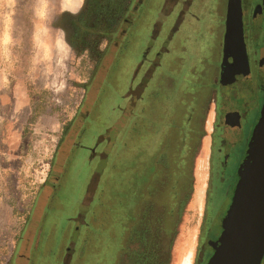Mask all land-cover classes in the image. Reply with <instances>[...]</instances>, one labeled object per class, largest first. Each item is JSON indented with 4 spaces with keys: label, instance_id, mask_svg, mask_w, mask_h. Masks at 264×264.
Returning a JSON list of instances; mask_svg holds the SVG:
<instances>
[{
    "label": "rangeland",
    "instance_id": "1",
    "mask_svg": "<svg viewBox=\"0 0 264 264\" xmlns=\"http://www.w3.org/2000/svg\"><path fill=\"white\" fill-rule=\"evenodd\" d=\"M11 1L0 0V264H7L11 258L13 259L10 264H59L60 258L55 255L61 241V234L56 229L57 220L46 221V227L51 226L50 243L45 245L41 241L30 252L23 246L26 237L30 238L28 247L33 241L34 233L27 227V223L33 213V208L41 201L39 192L50 167L53 166L60 150L66 152L70 146L72 134L64 139V125L69 123L78 109H83V104L88 103L90 94L96 93L98 85L94 83L90 94L85 96L83 87L84 82L87 81L85 58L70 57L67 48L61 44L58 34L55 32L47 29L22 30L23 22L11 19ZM185 1L178 0L175 3L173 0H164V2L163 0H144L145 10L142 13L138 11L139 16L135 20L136 36H133V41L127 43L119 58L117 69L109 79L115 87L116 93H105L97 108L102 127H106L110 123L114 126L118 116L115 107L121 103L119 95H122L130 86L133 89L137 87L140 91L141 84L146 81H148V85L145 87L143 97L147 93L149 94L146 96L150 108L146 115L147 119L152 125L156 119L165 118L162 112L164 96L162 94L155 95L151 91L162 90L166 94L171 93V90L176 88V79L164 71V74L168 75L169 80L173 83L169 84L162 80L160 77L163 72L161 66L153 72L154 79L149 78V80L146 79L148 76L145 73V66L135 77L131 76L132 68L130 69V61L136 57V51L141 50L148 33H152L156 24H159L162 8L165 13L169 12L165 17L166 31L175 28L176 20L182 14L181 24L178 26V30L176 26L175 30L177 31L169 44V54L162 59L163 62L168 63L172 61L173 57L180 58L182 61L179 66L180 76L189 64L197 65V55L203 58L210 54L209 34L205 32L204 36L198 40L201 44L197 45V30L203 29V23H197V13L202 16L207 25L206 28L211 29L218 44L221 36L219 24L222 22L221 17L224 19L222 7L225 2L198 0L197 3V0H193L189 6L184 8ZM257 2L258 0L252 1L253 4ZM214 7H216V15L212 14ZM247 18L251 21L250 15ZM245 19L244 17L243 20ZM251 23L258 33L260 28H264L260 18L254 19ZM162 39L163 37L160 36L156 43L150 41L154 51L161 48L160 41ZM256 42L259 46H264V31L261 36L259 33ZM217 44L215 48H212V59L219 61L221 48ZM136 46H138V50H136ZM262 54L264 55V50H262ZM151 71L152 69H149V74ZM185 78L188 79L189 76L186 74ZM261 96L264 98V88H262ZM127 120L129 123L131 122L130 119ZM132 120L131 125L136 122L134 118ZM178 120L177 127L180 131L181 127H184V123L181 119ZM149 132L151 131L143 128L142 131L135 129L132 134H127L126 140L128 139L130 142L127 149H134L139 144L137 137L142 139V136L146 137ZM112 136L113 133L107 137L104 136V138L112 139ZM151 141L150 139L149 143ZM149 143L144 146H149ZM109 147L111 148V146ZM165 155L169 156L168 153ZM180 155L178 152L174 154V157H180ZM114 159L113 146L108 159L110 160L108 172H105L104 176L102 174L101 179L112 177L114 180L116 176H119L121 167L118 166L119 171L116 175ZM163 159L167 160V157L164 158L163 155L161 160ZM118 161L122 163V161ZM195 174L197 179V164ZM89 175L90 171L79 174L78 170L74 168V163H70L58 193L57 203L59 206L51 208L48 215H74L77 200L82 195ZM102 182L105 184L106 181ZM194 184L196 191V196L192 199L194 203L191 206L190 201L184 207L176 229L177 233L168 264H182L187 256L191 257L192 264L196 235L201 225L198 189L201 187V192H203L202 173L198 176V184L197 182ZM94 187V184L90 185L84 200L86 208L84 212L87 213V216L90 215V222L92 221V210L99 206L97 204L89 207V204L93 203L91 201L93 195L97 199V194L102 190L101 186L98 190H95ZM90 201L91 203H89ZM98 201L97 199V203ZM229 204L230 199L225 201L219 212V218L216 217L217 227H220V222ZM99 215L101 219L103 218L102 221L100 220L101 224L92 232L89 229L86 230L89 236L83 241V251L77 248V251L70 255L71 258L68 257L64 264H126L125 250L129 253L136 247L133 241L135 240L134 236L131 238L130 230L119 229L117 224H109V219L104 218L103 211ZM69 227L70 223L66 225L64 234ZM77 241L79 243L80 240ZM62 246L63 241L61 242Z\"/></svg>",
    "mask_w": 264,
    "mask_h": 264
},
{
    "label": "flooded vegetation",
    "instance_id": "2",
    "mask_svg": "<svg viewBox=\"0 0 264 264\" xmlns=\"http://www.w3.org/2000/svg\"><path fill=\"white\" fill-rule=\"evenodd\" d=\"M173 1L178 2V0ZM192 1L186 0L184 8ZM221 1L225 2V5L222 7L224 19L221 17L222 22L219 24L221 36L218 44L211 29L206 28L207 25L202 16L197 13V23H203V29L197 30V45L201 44L198 40L204 36L205 32L209 34L210 54L203 58L197 55V65L189 64L181 76L179 74L181 70L179 66L182 63L180 58L173 57L168 63L163 62L162 59L169 54V44L181 24L182 14L178 16L175 23L177 30L174 28L166 31L165 17L169 12L165 13L163 8L160 12L159 24H156L152 33H148L141 50H138L136 46L139 52L136 51V57L130 61L131 76L135 77L145 66V73L148 76L146 79H154L153 72L161 66L163 71L160 75L161 79L169 84L173 83L169 80V76L164 74V71L167 72L170 77L176 79L175 89H183L184 92L191 90L192 99L196 102L194 106H190V112H188V123L191 126L190 139L194 143L195 151L191 168V186L183 194V199L188 197L187 203L191 201L193 206L192 199L196 196L194 183L198 184V176L202 173L201 225L196 235L192 264H206L213 253V244L221 233V228L216 226L215 220L216 217L219 218V212L225 201L230 199L231 203L233 190L238 180V170L245 157L253 127L260 117L264 100L261 96L262 88H264V55L262 54L264 46H259L256 42L264 28H260L258 33L251 23L254 19L260 18L264 24L263 16H254V10L260 6L261 0H258L256 4L252 3L253 0H239L249 73L247 77L229 85H221L220 82L223 71L224 21L228 0ZM10 4L11 19L23 22L22 30L47 29L55 32L61 44L67 48L70 57L85 58L87 78L83 85L85 96L90 94L94 83L98 85L96 93L89 95L88 103L83 104V109H78L74 117L63 127L64 139L72 134L70 146L66 152L60 150L44 179L39 192L41 201L33 208L27 223V227L34 233L33 241L28 247L30 238L26 237L23 243L24 249L29 252L41 241L48 245L51 241V226L47 228L46 221L57 220L56 229L61 234V241L55 255L60 258L59 264H64L68 257L71 258L70 255L77 251V248L83 251V241L89 236L86 230L89 229L90 215L87 216L84 212L86 210L85 194L89 191L91 184L95 185V190L99 189L101 176L105 170V130L97 108L105 93H116L109 79L115 73L127 43L133 41V36H136L135 20L139 16L138 11L142 13L145 10L144 0H12ZM215 8L211 10L212 14L216 15ZM249 15L251 21L247 18ZM244 17L245 20H243ZM160 36L163 37L160 41L162 46L158 51H154L150 41L156 43ZM216 44L221 48L219 61L212 59V48H215ZM149 69H152L150 74ZM155 74L158 75V73ZM186 74L189 76L188 79L185 78ZM147 85L148 81L143 82L140 88L143 89ZM129 91L131 95L139 92L137 87L133 89L131 86ZM70 163H74V168L79 174L90 171L89 179L77 200L74 215L49 216L48 211L59 206L58 193ZM91 201L93 203L89 204V207L99 204L94 195ZM68 223L70 227L65 235ZM77 240H80L79 243ZM12 259L7 264H10ZM260 264H264V256Z\"/></svg>",
    "mask_w": 264,
    "mask_h": 264
},
{
    "label": "water",
    "instance_id": "3",
    "mask_svg": "<svg viewBox=\"0 0 264 264\" xmlns=\"http://www.w3.org/2000/svg\"><path fill=\"white\" fill-rule=\"evenodd\" d=\"M256 15L264 18V0L255 8ZM222 66L221 85H229L249 73L239 0L227 2ZM220 228L206 264L261 263L264 256V100Z\"/></svg>",
    "mask_w": 264,
    "mask_h": 264
},
{
    "label": "trees",
    "instance_id": "4",
    "mask_svg": "<svg viewBox=\"0 0 264 264\" xmlns=\"http://www.w3.org/2000/svg\"><path fill=\"white\" fill-rule=\"evenodd\" d=\"M156 162V158L155 162L150 159L140 167V162L136 161L138 167L132 175L128 163L126 175L123 169L122 176L114 180L106 177L100 182L102 190L97 194L100 205L92 210L89 230L92 232L101 224L102 211L109 224L130 230L136 247L129 253L125 250L126 264H168L176 229L188 200V197L181 198L180 191L182 186L189 190V178L182 179L181 187L173 184L167 167L170 163L163 169L160 165L156 167Z\"/></svg>",
    "mask_w": 264,
    "mask_h": 264
},
{
    "label": "crops",
    "instance_id": "5",
    "mask_svg": "<svg viewBox=\"0 0 264 264\" xmlns=\"http://www.w3.org/2000/svg\"><path fill=\"white\" fill-rule=\"evenodd\" d=\"M145 89L146 88L144 86V88L141 89L138 93H133L131 95L128 88L125 92H123L122 95H119L121 103L119 105H116L115 107V110H117L118 112L117 120L115 121L114 126L110 123L106 127H103L105 130V137L113 133L112 139L104 138V173L106 171L108 162L110 161L108 160L110 156V151L113 149L114 146V168L116 171V175L119 171L118 166L121 167L119 176L123 175V169L124 174L126 175L127 172L125 171H127V164L129 163L128 168H130V175H132L138 167L136 161L137 163L140 162L141 167L143 166V162H147L150 159L155 162L156 158V160L158 161L155 164L156 167L160 165V167H163L164 169L166 167V164L170 163V167L168 165L167 167L169 169L168 173L172 177L171 182L173 184L177 183L180 186V184L183 183L182 179L188 177L191 181V168L195 151L193 150L194 143L190 139L191 126L188 123V112H190V106H194L196 102L192 99L193 94H190L191 90L184 92L185 90L183 89H173L171 90V93L168 94H166L162 90H152L151 93L155 95L162 94L166 102L164 101V103L162 104V112L164 113L165 118L156 119V122L151 125L150 121L147 119L146 116L150 108L148 107V101L146 100V96H148L149 94L147 93L146 96L143 97ZM134 96H138L136 100L133 99ZM133 118L136 120V122L135 124L131 125ZM127 119H130L131 122L129 123V120ZM178 119H181L182 123H184V127L180 126V131L178 130L179 127H177V124L179 122ZM143 128L151 132H149L146 137H144L145 135L142 136V139L137 137V141L139 140V144H137L134 149H127L130 143L128 142V139L126 140V138H128L127 134H132L133 130L135 129L136 131H138V129L139 131H142ZM197 131L199 132V127H197ZM150 139L152 140L150 142L151 145L149 143ZM146 143H149V146H144ZM109 146H111L112 149ZM164 152L168 153L169 156H166ZM178 152H180L181 154L180 157H174V154ZM163 155L164 158L167 157V160H161L163 158ZM117 156L119 157L116 158ZM118 160L122 161V163ZM118 163H120V165H118ZM116 178L118 177L116 176ZM131 184H134L133 180L131 181ZM181 188L182 190L180 191V193L181 198L183 199V194L186 192V189L183 186ZM198 192V198L201 199V187H199Z\"/></svg>",
    "mask_w": 264,
    "mask_h": 264
},
{
    "label": "bare ground",
    "instance_id": "6",
    "mask_svg": "<svg viewBox=\"0 0 264 264\" xmlns=\"http://www.w3.org/2000/svg\"><path fill=\"white\" fill-rule=\"evenodd\" d=\"M182 264H191V257H190V256H187V257L183 260Z\"/></svg>",
    "mask_w": 264,
    "mask_h": 264
},
{
    "label": "built area",
    "instance_id": "7",
    "mask_svg": "<svg viewBox=\"0 0 264 264\" xmlns=\"http://www.w3.org/2000/svg\"><path fill=\"white\" fill-rule=\"evenodd\" d=\"M202 197V196H201ZM199 203H200V205H201V199H200V201H199ZM201 206H199V208H200Z\"/></svg>",
    "mask_w": 264,
    "mask_h": 264
}]
</instances>
